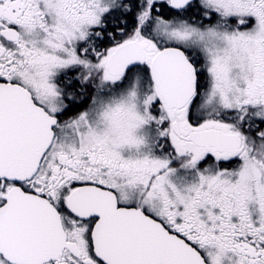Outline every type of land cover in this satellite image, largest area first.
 Wrapping results in <instances>:
<instances>
[{"label":"snow or ice","instance_id":"obj_1","mask_svg":"<svg viewBox=\"0 0 264 264\" xmlns=\"http://www.w3.org/2000/svg\"><path fill=\"white\" fill-rule=\"evenodd\" d=\"M0 264H264V0H0Z\"/></svg>","mask_w":264,"mask_h":264}]
</instances>
